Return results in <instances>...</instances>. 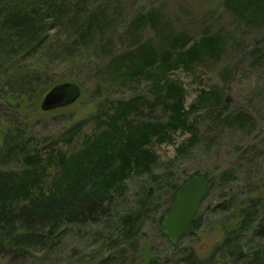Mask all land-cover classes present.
<instances>
[{
    "label": "rangeland",
    "instance_id": "1",
    "mask_svg": "<svg viewBox=\"0 0 264 264\" xmlns=\"http://www.w3.org/2000/svg\"><path fill=\"white\" fill-rule=\"evenodd\" d=\"M63 1L52 8L41 3L39 8L46 14L41 34L45 48L22 60L23 51L11 58L0 53L1 172L19 174L26 152L37 153L46 162L58 150H79L86 135L106 127L107 115L113 114L118 101L142 95L152 103L156 96L152 78L145 73L122 76L127 62L117 65L120 58L134 56L144 44L161 51L166 41L182 34L193 40L218 34L223 42L220 49L189 67L169 70L157 84L173 81L180 86L185 111L196 103L201 91L217 89L220 100L212 106L198 103L190 110L188 123L193 125L197 141L182 152L177 148L192 132L175 127L170 111L161 103L141 105L129 118L164 123L171 137V141L152 139L156 162L151 173L128 177L117 197L104 200L103 207L110 204L108 211L96 222L46 216L23 223L17 216L22 208L13 205L10 214L16 218L8 224L0 221V264H264V237L243 228L235 241L226 243L227 230L222 226L230 214L205 211L223 201L231 211L244 210L255 202L253 197L264 195V17L251 15L236 3L233 5L240 9H234L225 0ZM105 2V11L92 18V8ZM8 6L0 5V11ZM155 8L162 12L168 33L165 38L149 27L135 30L129 25L140 12ZM74 16L79 18L71 27L69 19ZM56 23L58 28H54ZM177 52L172 51L171 58ZM43 61L52 66L40 78L41 89L29 88L21 99L7 94L17 93L20 69L36 71ZM65 81L75 83V100L42 111L48 89ZM240 113L245 115L240 117ZM80 122L78 133L68 143L65 131ZM13 137L22 140L25 149L5 157V143ZM94 154L89 149L85 158L90 162L84 163H97ZM194 173L212 176L214 185L199 209L198 231L173 244L160 232L158 221L170 204L172 186ZM51 175L48 170L43 182L48 184ZM146 191L152 195L151 204L138 215L134 236L120 242V219L136 213ZM115 240L117 244H113Z\"/></svg>",
    "mask_w": 264,
    "mask_h": 264
},
{
    "label": "trees",
    "instance_id": "2",
    "mask_svg": "<svg viewBox=\"0 0 264 264\" xmlns=\"http://www.w3.org/2000/svg\"><path fill=\"white\" fill-rule=\"evenodd\" d=\"M63 2V0L58 3L56 0H32L31 2L0 0V5H10L5 12L0 11V53L11 58V54L23 51L19 58L22 60L21 57L27 56V54H36L45 48L43 46L45 41L41 34L45 31L46 14L39 8L41 3L45 4L47 8H52V6L63 4ZM107 3H98L92 8L89 15L94 18L96 12L105 11ZM225 3L234 9L243 7L251 15L264 17V0H225ZM161 16L162 12L159 8L143 11L136 15L135 21L129 25L135 30L149 27L152 31H157V34L165 35V38L168 33ZM78 18L74 16L69 19L72 23L71 27H75ZM58 27L59 24L56 23L54 28ZM166 43L170 46L166 45L161 51L156 50L151 44H144L134 56L120 58L117 65L119 67L125 64V61L127 62L122 76L133 77L145 73L152 78L151 89L152 93L156 95L153 102L161 103L164 109L170 111L175 127L181 126L183 130L189 129L192 132L188 141L177 148V152H182L197 141L195 129L192 124L188 123L190 110L195 108L198 103L212 106L213 103L220 100V95L217 89L211 93L201 91L196 103L190 105L189 110L185 111L181 87L173 81H165L162 85H158L157 80L167 74L169 70L176 69L180 65L189 67L194 61L214 53L222 47L223 42L218 34L203 36L195 40L187 34H182L166 41ZM175 49H178V52L174 58H171V53ZM42 64L40 66L42 68H37L36 71L20 69L17 75L21 82L18 85L19 89H16L17 93L12 90L7 94L21 99L22 95L27 94L29 88L34 91L38 88L41 89L42 79L40 80V78H44L52 66L48 61H43ZM54 88L63 94L64 102L71 101L78 96V89L72 81L56 82L48 91ZM153 102L147 103L142 95L134 96L126 101H118L113 114L107 115V121L104 123L106 127L91 135H86L81 141L79 150L72 153L58 150L56 153L50 154L46 162H43L37 153L30 155L26 152L19 174L13 171H0V221L8 224L16 218L15 215L10 214L13 205L22 208V213L17 216L23 223L46 216H53L58 220L75 219L81 222H85L86 219L92 222L101 219L102 214L108 211L110 205L103 207L104 200L110 201L111 197H117L128 177L151 173V167L156 162V156L152 151V139L171 141L170 135L166 133V124L154 122L147 117L135 122L129 118L131 113L137 111L141 105H151ZM244 115L245 113H240V117ZM80 127L81 122L72 125L65 131L68 143L72 142ZM175 127L174 130L177 129ZM25 146L22 140L13 137L8 143H5L3 154L5 157H9L16 151H23ZM91 148L95 151L94 156L95 159L97 158V163H84L90 162L89 158H85V154ZM48 170H52V175L50 182L46 184L43 182V178L47 176ZM194 175L199 174H191L181 184L172 186L169 193L170 204L158 221L160 226L163 217L173 203L177 190ZM201 176L209 179V185L204 195L205 199L214 185V178L208 174ZM151 197V193L146 191L142 199L139 200L140 204L136 213L126 214L120 219L117 225L120 235H122L120 242L134 236L133 231L139 226L138 215L146 212L151 204ZM253 199L255 202H251L252 205H248V208L244 210L237 208V210L231 211V206H226L224 201L219 203L216 208L206 207L205 211L211 210V213L218 210L221 214H230L227 215L229 216L227 224L222 226L227 230L224 242L235 241L239 229L243 228H247L253 235L264 237V195L253 197ZM201 205L195 215L194 233L200 227L198 215ZM117 242L115 240L113 244H117ZM190 255L191 253L184 259V263L190 259Z\"/></svg>",
    "mask_w": 264,
    "mask_h": 264
},
{
    "label": "water",
    "instance_id": "3",
    "mask_svg": "<svg viewBox=\"0 0 264 264\" xmlns=\"http://www.w3.org/2000/svg\"><path fill=\"white\" fill-rule=\"evenodd\" d=\"M73 100L64 102L63 94L60 93V90L54 88L45 95L40 109L49 111ZM208 185L209 179L207 177L194 175L177 190L170 209L161 221V233L171 243L175 244L181 237L195 232V215L204 199Z\"/></svg>",
    "mask_w": 264,
    "mask_h": 264
}]
</instances>
